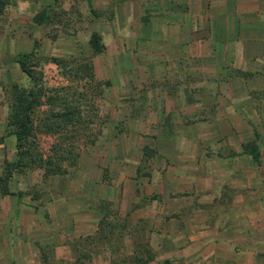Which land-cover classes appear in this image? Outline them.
<instances>
[{"label":"rangeland","instance_id":"1","mask_svg":"<svg viewBox=\"0 0 264 264\" xmlns=\"http://www.w3.org/2000/svg\"><path fill=\"white\" fill-rule=\"evenodd\" d=\"M247 5L264 11V0H91L92 12L0 0V264H148L171 253L149 246L154 230L190 228L198 207L216 222L208 198L264 194V14ZM12 85L32 95L17 166ZM175 135L205 179L164 188L161 204L159 155L178 159L163 144ZM256 254L226 264H264Z\"/></svg>","mask_w":264,"mask_h":264},{"label":"crops","instance_id":"2","mask_svg":"<svg viewBox=\"0 0 264 264\" xmlns=\"http://www.w3.org/2000/svg\"><path fill=\"white\" fill-rule=\"evenodd\" d=\"M223 7L224 6H222V8ZM246 9L256 13L259 11L264 14V11L258 6L253 7L252 5H247ZM236 37L237 35H235L230 42H235L237 40ZM261 81L264 82V79L262 78ZM187 105L188 104H185V106ZM172 114L179 115V112L178 110H169V115ZM152 137L153 136H148L151 140ZM171 138L172 140L170 139V142L163 144L167 146V155L178 153V159L168 161L166 155H163L165 160L161 159L162 162L157 168L158 173H156L159 176L157 181L160 188L155 193L160 196H158V200L161 204L167 203V200L159 194L164 188L169 189L170 195L173 196V194L182 192L183 190L192 189V183L196 185L201 182V179H205L201 174V169H199L200 166H202V159H198L194 166H191L187 159L179 155L181 149L178 150L174 148L175 141H172L173 139L176 140V135ZM153 139H155V137ZM159 140L162 141L161 138H159ZM238 146L240 145L238 144ZM237 155H239V152H233L224 157V159ZM213 174L216 177L215 171ZM227 178H229L228 183L230 186L236 184L242 185L241 183H243V180L235 177V180L230 179L229 175ZM205 181H207V178ZM259 186H261V179H256L255 187L259 188ZM216 187L218 188L219 185ZM172 196H169L170 200L174 198ZM202 199L203 197H200L197 200L205 201ZM179 201L181 200H178V202ZM206 202H214L216 204V207H214V210H216V212H214V214H216V222H210L211 217L207 210L204 211L198 207L193 211L196 213L194 217H198L193 221L191 220L188 224L190 228H187V225L183 221L181 223L178 221L179 224L174 230H168L167 228L154 230L153 233L156 236H160L159 239L161 240L149 246L155 247V250L161 249L164 246L167 248L170 247L171 253L166 256H163L161 253L155 254L148 264H226L227 261H231L233 257H236V254H245L244 259L247 260L249 259L247 256L248 252L257 255V252L261 253V251H264L263 193L258 192V194H255L253 197L244 195L233 196L230 198L229 204L225 207L218 200L214 201V198H208ZM161 211L163 212L162 209ZM162 212H158V214L160 213V217L164 214ZM175 214L180 220L181 213L176 211ZM205 220H208L207 223L203 222ZM170 235H175V237L170 238ZM179 236H182V238ZM167 239H171L173 242L168 243ZM219 239H221V243H218ZM233 243L235 246L231 247ZM250 257L253 258L252 256ZM259 257L260 254L257 255V258Z\"/></svg>","mask_w":264,"mask_h":264},{"label":"trees","instance_id":"3","mask_svg":"<svg viewBox=\"0 0 264 264\" xmlns=\"http://www.w3.org/2000/svg\"><path fill=\"white\" fill-rule=\"evenodd\" d=\"M84 1L86 2L89 11L92 12L91 0H84ZM89 46H90V49L94 53H100L103 51V46L100 44L99 38L96 34H92L90 36ZM24 57H25L24 55L17 56L14 58V62L17 64L20 71L24 73V75H26V77L30 79L31 73L23 61ZM12 90H13L12 91V103L10 105L11 113L9 117V123H10V126L14 128L12 134L15 137L16 156L18 160V162L14 164V166H17V164L18 165L20 164V159H21L20 157L24 156V154L21 153L20 151H21V147L24 141V136L27 135L28 126L30 124L29 113L31 111L32 103L29 102L28 99L32 95L28 93L24 94L20 89L17 90L16 87L13 85H12ZM250 154L254 156L253 151H251ZM159 157L165 160V157L163 156V154L159 155Z\"/></svg>","mask_w":264,"mask_h":264}]
</instances>
